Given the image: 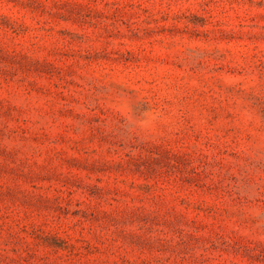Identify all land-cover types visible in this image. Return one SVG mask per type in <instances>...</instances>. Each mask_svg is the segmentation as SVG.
Wrapping results in <instances>:
<instances>
[{
	"label": "rangeland",
	"instance_id": "obj_1",
	"mask_svg": "<svg viewBox=\"0 0 264 264\" xmlns=\"http://www.w3.org/2000/svg\"><path fill=\"white\" fill-rule=\"evenodd\" d=\"M0 264H264V0H0Z\"/></svg>",
	"mask_w": 264,
	"mask_h": 264
}]
</instances>
